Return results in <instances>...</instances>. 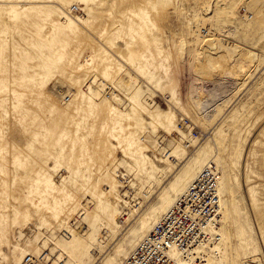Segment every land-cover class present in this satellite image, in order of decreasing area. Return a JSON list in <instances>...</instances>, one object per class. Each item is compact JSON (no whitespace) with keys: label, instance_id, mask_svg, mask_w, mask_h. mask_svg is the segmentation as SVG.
Instances as JSON below:
<instances>
[{"label":"rangeland","instance_id":"obj_1","mask_svg":"<svg viewBox=\"0 0 264 264\" xmlns=\"http://www.w3.org/2000/svg\"><path fill=\"white\" fill-rule=\"evenodd\" d=\"M201 14L253 77L203 81ZM261 20L264 0H0V264H120L208 163L229 225L199 264H264Z\"/></svg>","mask_w":264,"mask_h":264},{"label":"built area","instance_id":"obj_2","mask_svg":"<svg viewBox=\"0 0 264 264\" xmlns=\"http://www.w3.org/2000/svg\"><path fill=\"white\" fill-rule=\"evenodd\" d=\"M72 11L77 12V8L73 7ZM108 89L105 96L111 99L112 92ZM190 124L187 116L180 117L179 127L193 130ZM219 219L217 173L214 164L208 163L120 264H179L178 259L187 257L195 247L217 243ZM45 261L43 253L27 254L20 264Z\"/></svg>","mask_w":264,"mask_h":264},{"label":"bare ground","instance_id":"obj_3","mask_svg":"<svg viewBox=\"0 0 264 264\" xmlns=\"http://www.w3.org/2000/svg\"><path fill=\"white\" fill-rule=\"evenodd\" d=\"M194 23H195L196 30L193 33V37L196 40L197 45H199L200 43H201V45H203V49L201 50V53L205 54L206 62H207L206 66L204 67V70H203L204 73L206 74V75L203 74V78H204L203 81L204 80H212V81L217 82L220 79H226L227 76L232 72L233 73L242 72L248 78L253 77V75H254L253 72L256 71L257 67H258L256 60L259 57V55L257 53L250 51V50L243 49L242 47L238 46L235 42H234L235 44L231 43L232 45L226 44L222 39H220L219 37H216L213 33L215 31V30H213V26H212L213 17H208V16L206 17V16H203L201 14L199 16V18L194 19ZM259 23L264 25V22L262 20L259 21ZM203 28H205V29L202 30ZM187 48H188V41L184 39V40H182V42L180 43V46H179V56H180V59L182 61L186 57ZM200 66H201V62H200ZM202 69H203V67L201 66V70ZM127 77H128L129 81L124 82V85H126V87L132 81H134V77L131 74H127ZM115 84H117V83H115ZM215 121H216V119H214V121H212L211 123H209L207 125H203L202 129L210 128L211 125ZM190 125L193 127V131H195L194 124L192 121H191ZM187 129H191V128L187 126ZM195 134L197 135L196 132H195ZM185 161H187V160H185ZM214 166H215V170L217 173V194H218V200H219V214H220L219 226L217 229V232L219 235V240L217 241V243H213L209 247H214V246L220 245L223 242L222 226L224 229H226V227L229 225L228 222L222 223V215H223V211H224V190H223L222 182L220 179V171H219L217 165H214ZM181 167L184 168V166H182V164H178L177 166H175V168L172 170L171 176H169V179L178 170H180ZM164 183L165 182H162L161 184H156L155 186L157 188V186L162 185V186H160L162 188ZM149 188H151V187H149ZM156 190L157 189H155V191ZM147 193H149V191ZM154 193H156V192H154ZM137 197L139 198V201L142 203L145 199V192L142 195H137ZM143 204H144V202H143ZM172 205L173 204H170L167 207V210ZM225 209H226V206H225ZM155 221H158V220H156L155 218H152V217H148V216L143 217L142 228H143V232H144L143 233L144 237L148 235L149 228L150 227L153 228V226L155 225L154 224ZM152 228H151V230H152ZM108 242L109 241H107V243H106L107 245H108ZM111 243L112 242H110V244ZM206 247H208V246H206ZM206 247L205 246L204 247H195L192 250V252L187 255V257L178 259L179 264H199V263H201L202 258L200 256H198V253L200 250H202L203 248H206ZM173 254L176 255L175 253H173ZM54 257L57 260L54 264H58L59 262H63L64 264H66L65 263L66 259H65L63 253H59V254L55 255ZM44 259L46 260L47 256ZM50 261H51V259H50ZM50 261H48L47 264ZM245 261L246 262H249V261L244 260V264H248ZM249 264H255L254 260H251Z\"/></svg>","mask_w":264,"mask_h":264}]
</instances>
